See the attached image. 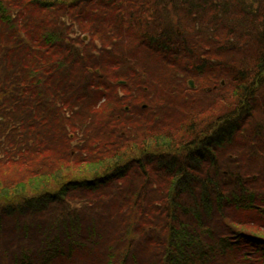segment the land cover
Returning <instances> with one entry per match:
<instances>
[{"label": "trees", "instance_id": "16d2710c", "mask_svg": "<svg viewBox=\"0 0 264 264\" xmlns=\"http://www.w3.org/2000/svg\"><path fill=\"white\" fill-rule=\"evenodd\" d=\"M0 264H264V0H0Z\"/></svg>", "mask_w": 264, "mask_h": 264}, {"label": "rangeland", "instance_id": "374dc122", "mask_svg": "<svg viewBox=\"0 0 264 264\" xmlns=\"http://www.w3.org/2000/svg\"><path fill=\"white\" fill-rule=\"evenodd\" d=\"M157 12H159V13H161L162 11L161 10H159V11H157ZM190 25V32H191V34H192V25H191V23L189 24ZM180 27H177V28H175V30H179L180 31ZM181 32V31H180ZM177 33H178V31H177ZM142 64L146 67V69H147V71L149 72V73H151L153 76H155L160 70H162V69H167V67H166V65H165V63L163 64V65H161L158 61H155V60H153V59H148V60H143L142 61ZM144 74V73H143ZM112 75H113V72H112V70H111V72H110V77H112ZM145 75V74H144ZM146 76V75H145ZM155 86H154V88L152 87V90L150 91V93L149 94H151L152 96H154V95H156V94H158V91H157V85L156 84H154ZM147 89H148V86H147ZM193 89H195V87L193 88ZM119 91H118V95L119 96H122L123 95V93H122V90L119 88L118 89ZM186 93H189V97L190 98H192V99H194V100H197V98L195 97L196 96V94L192 91V90H189V91H187ZM124 108V107H123ZM127 108V107H126ZM32 233V232H31ZM33 234V233H32ZM34 235V234H33ZM30 240H33V239H30ZM34 240H35V235H34ZM33 240V241H34ZM13 242L14 243H23V245H25V244H28V242H29V240L28 239H16V238H14V240H13ZM135 248V247H134Z\"/></svg>", "mask_w": 264, "mask_h": 264}]
</instances>
